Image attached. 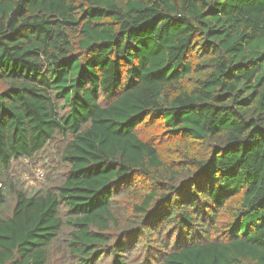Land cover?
<instances>
[{
	"label": "trees",
	"instance_id": "obj_1",
	"mask_svg": "<svg viewBox=\"0 0 264 264\" xmlns=\"http://www.w3.org/2000/svg\"><path fill=\"white\" fill-rule=\"evenodd\" d=\"M0 264H264V0H0Z\"/></svg>",
	"mask_w": 264,
	"mask_h": 264
},
{
	"label": "rangeland",
	"instance_id": "obj_2",
	"mask_svg": "<svg viewBox=\"0 0 264 264\" xmlns=\"http://www.w3.org/2000/svg\"><path fill=\"white\" fill-rule=\"evenodd\" d=\"M31 173L32 175L28 173H26L23 178L26 179V181H28V184H34L39 182L40 179H42L41 177H39L38 175H40L41 173L43 174V172H45L41 162L39 164H37L33 169H31Z\"/></svg>",
	"mask_w": 264,
	"mask_h": 264
},
{
	"label": "built area",
	"instance_id": "obj_3",
	"mask_svg": "<svg viewBox=\"0 0 264 264\" xmlns=\"http://www.w3.org/2000/svg\"><path fill=\"white\" fill-rule=\"evenodd\" d=\"M38 176L41 177L42 176V173L40 175H38Z\"/></svg>",
	"mask_w": 264,
	"mask_h": 264
}]
</instances>
